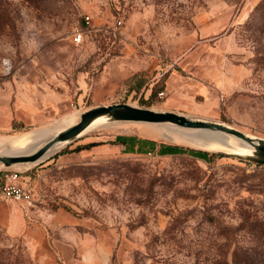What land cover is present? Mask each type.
I'll use <instances>...</instances> for the list:
<instances>
[{"label":"rangeland","instance_id":"374dc122","mask_svg":"<svg viewBox=\"0 0 264 264\" xmlns=\"http://www.w3.org/2000/svg\"><path fill=\"white\" fill-rule=\"evenodd\" d=\"M117 103L264 139V0H0V138ZM167 133L97 127L17 170L0 264H264V166Z\"/></svg>","mask_w":264,"mask_h":264},{"label":"water","instance_id":"95a60500","mask_svg":"<svg viewBox=\"0 0 264 264\" xmlns=\"http://www.w3.org/2000/svg\"><path fill=\"white\" fill-rule=\"evenodd\" d=\"M115 124L158 125L231 137L240 144V151L215 150L212 152L264 166L263 138L248 135L223 123L190 118L169 111H157L126 103H117L96 106L78 114L76 122L52 131L36 146L19 152L6 149L0 151V170L14 171L18 166H28L27 168H29L38 165L64 147L76 142L88 131Z\"/></svg>","mask_w":264,"mask_h":264},{"label":"bare ground","instance_id":"6f19581e","mask_svg":"<svg viewBox=\"0 0 264 264\" xmlns=\"http://www.w3.org/2000/svg\"><path fill=\"white\" fill-rule=\"evenodd\" d=\"M77 120V115H69L62 118L59 122V128L68 126ZM59 128H46L37 130L28 134L0 138V149L11 151H22L31 146L40 144L52 131ZM168 132L165 136L168 139L182 141L184 144L195 148H200L208 151L224 150V151H240V144L231 137L220 136L213 133H205L201 131L180 130L172 127L163 126ZM28 166H18L14 170H24Z\"/></svg>","mask_w":264,"mask_h":264},{"label":"built area","instance_id":"2783aa9c","mask_svg":"<svg viewBox=\"0 0 264 264\" xmlns=\"http://www.w3.org/2000/svg\"><path fill=\"white\" fill-rule=\"evenodd\" d=\"M85 21L88 24L89 17H85ZM118 25L121 22L117 23ZM82 39V34L77 32L73 36V42L79 44ZM163 93L159 94L162 97ZM21 172L11 170H0V198L5 200H12L26 205L33 203L32 189L21 182Z\"/></svg>","mask_w":264,"mask_h":264},{"label":"crops","instance_id":"0c3cea01","mask_svg":"<svg viewBox=\"0 0 264 264\" xmlns=\"http://www.w3.org/2000/svg\"><path fill=\"white\" fill-rule=\"evenodd\" d=\"M31 117H34L35 116V114H32V115H30ZM24 117H25V115H20V116H17V119L18 118H20V119H24ZM132 143L135 145V147H136V151L137 150H143V147L145 146V145H142V141L141 140H137V139H133V141H132ZM149 145V147H151V145L150 144H148ZM146 147V146H145ZM150 150V149H149ZM151 151V150H150ZM28 180H29V177L27 176V175H25V176H22V178H21V182L23 183V184H25V185H27L28 184ZM29 186V185H28Z\"/></svg>","mask_w":264,"mask_h":264},{"label":"trees","instance_id":"16d2710c","mask_svg":"<svg viewBox=\"0 0 264 264\" xmlns=\"http://www.w3.org/2000/svg\"><path fill=\"white\" fill-rule=\"evenodd\" d=\"M116 142V141H115ZM181 151H183L182 149H180V148H175L174 150H173V152H181ZM188 151V150H187ZM191 151V150H190ZM202 153H205V154H208V153H206V152H202Z\"/></svg>","mask_w":264,"mask_h":264}]
</instances>
